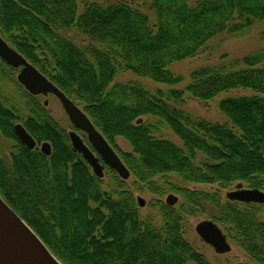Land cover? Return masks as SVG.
<instances>
[{
    "label": "trees",
    "instance_id": "trees-1",
    "mask_svg": "<svg viewBox=\"0 0 264 264\" xmlns=\"http://www.w3.org/2000/svg\"><path fill=\"white\" fill-rule=\"evenodd\" d=\"M189 1L151 0V23L126 2L0 0V34L69 98L82 102L131 174L153 192L152 181L168 174L185 183H245L264 191V49L192 72L182 91L173 87L186 79L170 70L201 55L211 42L243 37L264 23V0H202L194 6ZM8 72L13 70L0 60V83ZM124 72L173 89L152 94L139 83L115 84ZM235 91L252 95L218 103L227 123H210L170 104L181 103L185 93L210 103ZM25 97V110L0 102V132L17 143L10 161L0 154V195L59 261L209 264L182 238L175 209L159 205L160 230L142 222L134 196L122 191L114 200L105 192L65 130L37 98ZM17 123L38 145L49 142L52 155L27 150L14 133ZM165 129L181 147L157 138ZM117 138L132 151L121 152ZM199 154L208 164H195ZM178 192L196 208L200 202L214 205L242 248L264 264V223L252 212L221 208L218 195Z\"/></svg>",
    "mask_w": 264,
    "mask_h": 264
},
{
    "label": "rangeland",
    "instance_id": "rangeland-1",
    "mask_svg": "<svg viewBox=\"0 0 264 264\" xmlns=\"http://www.w3.org/2000/svg\"><path fill=\"white\" fill-rule=\"evenodd\" d=\"M102 4L111 5L119 2H126L134 9L146 14L151 23L155 22L154 14L151 10V0H99ZM202 0H190V6H194L196 3ZM83 7L81 6V10ZM2 36V35H1ZM75 37L74 35H71ZM6 41V39L2 36ZM80 42L79 39H76ZM7 42V41H6ZM264 49V23H260L247 35L230 40L218 39L211 42L205 51L198 57L173 65L170 70L177 76L184 77L186 81L181 85L173 87L176 90H184L190 82V75L192 72L207 66H216L222 63H230L238 59ZM20 70H13L8 72V75L0 83V102H2L7 108L14 111L26 109V97L27 93L17 81V76ZM139 83L150 93L155 94L157 90L168 92L172 87L157 84L150 79L140 78L133 75L130 72H124L120 74L115 84L119 83ZM28 94V93H27ZM252 95L248 91H235L228 94L224 93L219 99L210 102L202 103L192 98L188 93L184 94L181 103H174L170 101L172 106L183 110L194 117L204 119L210 123H227L228 120L220 112L218 103L227 97H238ZM49 101V111L52 118L56 123L68 133L75 131V128L70 123L61 103L55 97H38L37 101L43 105L45 101ZM74 101V100H73ZM75 104L84 111V105L82 102L75 100ZM85 112V111H84ZM86 113V112H85ZM78 133L87 141L85 134L78 131ZM157 138L169 140L175 145L181 147V141L169 130L165 129L162 134ZM37 142V141H36ZM45 143V142H44ZM43 144V143H42ZM42 144L38 145V149H41ZM16 141L6 139L0 132V154L2 159L10 161L11 156L16 152ZM117 146L121 152L130 153L132 151L131 146L122 138H117ZM41 151V150H40ZM196 165L208 164V160L198 155ZM152 191L149 184L140 183L133 175L127 181H123L116 173H108L106 171L105 178L103 180V189L109 193L114 200H118V194L122 191L130 192L136 202L138 198H142L146 201L144 208H139L141 220L144 223H150L155 229L160 230L164 227L163 216L160 210V204L166 205V200L170 195H174L178 198V204L175 206V211L182 218L181 224V236L186 243L199 255L203 256L209 264H258L241 246V240L233 229L232 224L224 222L220 211L212 204L207 202H200L199 208L192 205L186 198L179 194V190L189 191L190 193L218 195L220 200V207H232L242 212H252L258 222L264 223V205H244L240 203H234L228 201L226 194L235 190L237 184L232 186H224L222 188L218 184L206 185V184H194L184 182L179 176L174 174H168L165 176L156 177L152 181ZM244 187L250 188L249 185L242 183ZM138 205V204H137ZM13 209V208H12ZM14 210V209H13ZM202 222H213L223 232L227 238L228 244L231 246V253L226 255H218L212 249L211 246L204 243L196 233V227ZM187 264H196L193 261H189Z\"/></svg>",
    "mask_w": 264,
    "mask_h": 264
},
{
    "label": "water",
    "instance_id": "water-1",
    "mask_svg": "<svg viewBox=\"0 0 264 264\" xmlns=\"http://www.w3.org/2000/svg\"><path fill=\"white\" fill-rule=\"evenodd\" d=\"M0 58L13 69L20 70L17 80L30 95L34 97L53 96L59 100L73 126L87 135L89 144L98 155L86 145L76 132L69 133L73 150L89 163L98 179L104 178L105 166L101 164V160L111 170L115 171L123 181L130 179V171L105 137L96 129L89 116L34 65L28 62L23 55L13 49L1 35ZM44 105L48 106V101ZM14 132L29 151L37 148V142L24 126L17 124L14 127ZM41 152L45 156H51L50 144L44 143ZM226 198L233 202L264 205V192L257 189H246L243 184H238L235 190L228 192ZM137 201L140 208L146 206L144 199L138 198ZM177 203L178 198L174 195H170L166 201L170 207H174ZM196 233L206 244L213 246L218 254H227L231 251L226 236L215 223L202 222L198 224ZM0 264H63L1 196Z\"/></svg>",
    "mask_w": 264,
    "mask_h": 264
},
{
    "label": "bare ground",
    "instance_id": "bare-ground-1",
    "mask_svg": "<svg viewBox=\"0 0 264 264\" xmlns=\"http://www.w3.org/2000/svg\"><path fill=\"white\" fill-rule=\"evenodd\" d=\"M0 60L2 61V62H4L1 58H0ZM28 61V60H27ZM29 62V61H28ZM5 63V62H4ZM6 64V63H5ZM7 65V64H6ZM9 68H11L12 70H16V69H13L12 67H10L9 65H7ZM41 72V71H40ZM42 73V72H41ZM43 74V73H42ZM19 75V74H18ZM44 75V74H43ZM49 81H51L46 75H44ZM18 77V76H17ZM18 81V80H17ZM52 82V81H51ZM19 83V82H18ZM53 83V82H52ZM54 85H56L55 83H53ZM57 86V85H56ZM58 87V86H57ZM59 88V87H58ZM60 89V88H59ZM61 90V89H60ZM62 91V90H61ZM1 92V91H0ZM63 92V91H62ZM28 93V92H27ZM64 93V92H63ZM29 94V93H28ZM65 94V93H64ZM30 95V94H29ZM66 95V94H65ZM30 96H32V95H30ZM67 96V95H66ZM33 97V96H32ZM48 97H50V96H47L46 98H48ZM53 97V96H52ZM68 97V96H67ZM69 98V97H68ZM57 99V98H56ZM71 101H73L71 98H69ZM74 102V101H73ZM75 103V102H74ZM43 106V105H42ZM43 108H45V107H43ZM46 109V108H45ZM46 110H48V109H46ZM49 111V110H48ZM49 113H50V116H51V112L49 111ZM67 115V114H66ZM52 117V116H51ZM68 117V116H67ZM53 119V118H52ZM68 119H69V117H68ZM69 121H70V119H69ZM70 123L73 125V123L70 121ZM74 127V126H73ZM72 132V131H71ZM70 133V132H69ZM68 133V134H69ZM78 135H79V133H77ZM45 143H48V144H50L49 142H45ZM50 146H51V144H50ZM52 147V146H51ZM97 155V154H96ZM98 156V155H97ZM84 160V159H83ZM101 160V159H100ZM85 161V160H84ZM88 165H89V163L87 162V161H85ZM101 164L102 165H104L105 166V169L106 168H109L107 165H105L104 163H103V161L101 160ZM127 167V166H126ZM89 168H90V170H91V173L94 175V172H93V169H92V167L89 165ZM127 169H128V167H127ZM129 170V169H128ZM130 171V170H129ZM95 176V175H94ZM247 189H251V190H254V189H252V188H247ZM257 190H259V189H257ZM1 196V195H0ZM2 197V196H1ZM3 198V197H2ZM4 199V198H3ZM5 200V199H4ZM6 201V200H5ZM7 202V201H6ZM244 205H258V204H256V203H250V204H244ZM38 236V235H37ZM203 241V240H202ZM43 242V241H42ZM204 242V241H203ZM44 243V242H43ZM212 247V249L215 251V253L216 254H218L217 252H216V249L213 247V246H211ZM231 247V246H230ZM232 250V249H231ZM218 255H225V254H218Z\"/></svg>",
    "mask_w": 264,
    "mask_h": 264
},
{
    "label": "flooded vegetation",
    "instance_id": "flooded-vegetation-1",
    "mask_svg": "<svg viewBox=\"0 0 264 264\" xmlns=\"http://www.w3.org/2000/svg\"><path fill=\"white\" fill-rule=\"evenodd\" d=\"M34 97V96H33ZM40 97V96H39ZM35 98H38V97H35ZM48 101V100H47ZM48 103H49V101H48ZM43 107H45L46 109H48L49 108V105L48 106H45L44 104H43ZM49 110V109H48ZM52 116V115H51ZM54 120V119H53ZM55 121V120H54ZM56 122V121H55ZM53 150V149H52ZM106 171L108 172V173H110L112 170L110 169V168H106L105 170H104V178H105V173H106ZM113 172V171H112ZM114 173V172H113ZM131 173V172H130ZM132 175V174H131ZM104 178L101 180V181H103L104 180ZM138 204V203H137ZM178 204V203H177ZM176 204V205H177ZM167 205V204H166ZM175 205V206H176ZM175 206L174 207H170V206H168L167 205V207H170V208H175ZM138 207H139V204H138ZM140 208V207H139ZM202 240V239H201ZM205 243V242H204ZM208 245V244H207ZM210 246V245H209ZM232 251V250H231ZM231 251L229 252V253H231ZM229 253H227V254H229ZM226 255V254H225ZM240 264V263H239Z\"/></svg>",
    "mask_w": 264,
    "mask_h": 264
}]
</instances>
